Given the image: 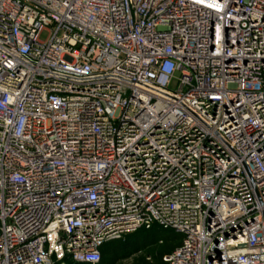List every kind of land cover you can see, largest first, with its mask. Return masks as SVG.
Wrapping results in <instances>:
<instances>
[{
  "label": "built area",
  "instance_id": "obj_1",
  "mask_svg": "<svg viewBox=\"0 0 264 264\" xmlns=\"http://www.w3.org/2000/svg\"><path fill=\"white\" fill-rule=\"evenodd\" d=\"M154 226L264 264V0H0V264Z\"/></svg>",
  "mask_w": 264,
  "mask_h": 264
},
{
  "label": "rangeland",
  "instance_id": "obj_2",
  "mask_svg": "<svg viewBox=\"0 0 264 264\" xmlns=\"http://www.w3.org/2000/svg\"><path fill=\"white\" fill-rule=\"evenodd\" d=\"M45 36L46 34L43 33L41 39ZM124 237L114 240L119 248L115 253L105 255L103 264H161L162 256L177 244L176 241L158 242L159 237L156 235L140 234Z\"/></svg>",
  "mask_w": 264,
  "mask_h": 264
},
{
  "label": "trees",
  "instance_id": "obj_3",
  "mask_svg": "<svg viewBox=\"0 0 264 264\" xmlns=\"http://www.w3.org/2000/svg\"><path fill=\"white\" fill-rule=\"evenodd\" d=\"M140 234H145V235H156L157 237H159L158 242H164V241H176L177 244L172 247L167 253H165L164 255L168 254L169 252H171L176 246L179 245V236L176 235H170L168 234L166 231H164L161 228L158 227H152L151 229H140L135 233H131V234H127V235H131V236H137ZM125 235V236H127ZM165 235V236H163ZM125 237H122V239ZM119 248V245L117 242H114V240L108 241L104 244V246L101 249V260L99 262V264H103V258L105 255L110 254V253H115V251H117V249ZM163 255V256H164ZM162 256V257H163ZM161 264H164L162 258L160 259ZM64 264H82V263H77V262H73L71 260H64L63 262Z\"/></svg>",
  "mask_w": 264,
  "mask_h": 264
}]
</instances>
